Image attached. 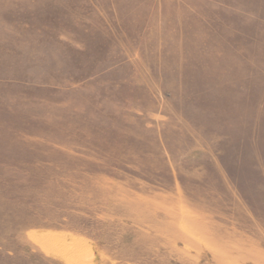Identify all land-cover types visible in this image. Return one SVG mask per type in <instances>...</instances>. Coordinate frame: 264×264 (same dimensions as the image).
<instances>
[{
	"label": "rangeland",
	"instance_id": "1",
	"mask_svg": "<svg viewBox=\"0 0 264 264\" xmlns=\"http://www.w3.org/2000/svg\"><path fill=\"white\" fill-rule=\"evenodd\" d=\"M0 264H264V0H0Z\"/></svg>",
	"mask_w": 264,
	"mask_h": 264
},
{
	"label": "bare ground",
	"instance_id": "2",
	"mask_svg": "<svg viewBox=\"0 0 264 264\" xmlns=\"http://www.w3.org/2000/svg\"><path fill=\"white\" fill-rule=\"evenodd\" d=\"M38 241L40 243H42L52 254L60 256L62 258H64L65 260L69 261V262H73V263H82L81 260H71L70 258H67L68 255L65 251L67 250H60L59 248H56V245H61V246H69L70 248H74L77 250H79V252L87 250V245L85 243H83L82 241H80L79 239H72L68 240V236H63V235H39L38 237ZM71 241V242H70ZM66 253V255H65ZM79 257V256H78ZM72 258V257H71Z\"/></svg>",
	"mask_w": 264,
	"mask_h": 264
}]
</instances>
